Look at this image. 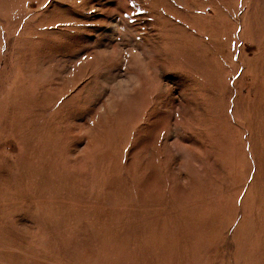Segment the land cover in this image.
<instances>
[{"label":"rangeland","instance_id":"obj_1","mask_svg":"<svg viewBox=\"0 0 264 264\" xmlns=\"http://www.w3.org/2000/svg\"><path fill=\"white\" fill-rule=\"evenodd\" d=\"M0 264H264V0H0Z\"/></svg>","mask_w":264,"mask_h":264}]
</instances>
